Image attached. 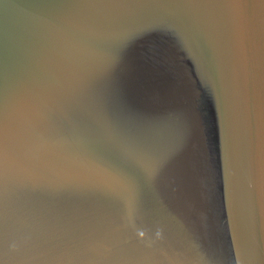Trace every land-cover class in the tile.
<instances>
[{
    "label": "water",
    "instance_id": "1",
    "mask_svg": "<svg viewBox=\"0 0 264 264\" xmlns=\"http://www.w3.org/2000/svg\"><path fill=\"white\" fill-rule=\"evenodd\" d=\"M0 264H264V0H0Z\"/></svg>",
    "mask_w": 264,
    "mask_h": 264
}]
</instances>
